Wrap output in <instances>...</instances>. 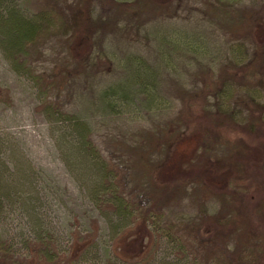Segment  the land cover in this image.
I'll return each instance as SVG.
<instances>
[{
    "label": "rangeland",
    "instance_id": "374dc122",
    "mask_svg": "<svg viewBox=\"0 0 264 264\" xmlns=\"http://www.w3.org/2000/svg\"><path fill=\"white\" fill-rule=\"evenodd\" d=\"M88 257L264 264V0H0V264Z\"/></svg>",
    "mask_w": 264,
    "mask_h": 264
},
{
    "label": "trees",
    "instance_id": "16d2710c",
    "mask_svg": "<svg viewBox=\"0 0 264 264\" xmlns=\"http://www.w3.org/2000/svg\"><path fill=\"white\" fill-rule=\"evenodd\" d=\"M23 24L24 25H22L21 22L20 23L18 22V25H16L13 28H9V29H8V27L6 28L7 38L10 39L9 40V43L10 44H13V43L14 44H20L19 43L20 36H22V37L23 36H29L28 32L31 31V26H29L25 22ZM18 46H20V45H18ZM132 61L133 60H130L131 63H132ZM149 73H151V72L149 70H147L144 73V75H145V77L147 79L151 80L152 78L150 77V74ZM135 82H136V79L131 80V83H135ZM121 97H123V96H121ZM123 100H125V99H123ZM180 129H181V127H177V125H175L174 122H170V123H163L162 125H160L158 132H156V133L150 132V133H151V136L152 137H154L155 139H158L157 140V148H161L162 146H164V143L166 142V141H163L164 134L167 133L168 131H171V130L180 131ZM72 148H73V150L75 152V156L76 155L78 156L77 159H78V161L80 163H81L82 159L88 158L89 161L91 162V163H89L91 165V167L93 169L97 170L98 174L100 175L101 179L98 182L99 185H97V187H96V189L99 190V192L97 194V197L99 196L100 193L103 194V193H105L108 190H112L110 186L109 187L106 186L107 179H108L106 167L103 164H101V163H95L94 164V162H93V160L91 158H89L88 156L85 157L87 153L83 149H80L78 146H75V147H72ZM140 160L144 163V158H142ZM80 163H78V164L80 165ZM131 163H134V162H131ZM152 164H153V162L149 161V164L148 165H152ZM138 165H141V164H135V166L133 168H131L130 170L138 169L139 168ZM132 173L136 177L140 176V171H138V170H136L135 172L132 171ZM145 182L146 181H144V183ZM158 190L159 189H155L152 186L150 187V191L152 193H156ZM166 192L167 193L165 195V201L168 204H171L175 200L176 195L173 194V193L171 194L170 189H168ZM181 196L184 197V192L183 191H181ZM109 199H110L109 200V203L112 205V207L114 208V210H115V212L117 214H119L125 220L126 219H131V217L133 216V212H132V208H131L130 205H128L127 203L123 202L121 198H119V197H117V196H115L113 194L109 197ZM158 202H159V199H157V203ZM154 204H155V202H153V205ZM200 232H201V230H200ZM156 234H158V235H166L169 238L174 239V241L176 242V245L174 247V250L176 252H181V253H184L185 252L182 244L176 238V234H175L174 230H172L171 228H169L167 225L163 224V227L162 226H158V229L156 231ZM138 254L139 253H135L134 254V258H137ZM94 260H96V259L94 258ZM86 262H87V264H101V263H99L100 262L99 260H96V261H93L92 262L91 259H90V257H88L86 259Z\"/></svg>",
    "mask_w": 264,
    "mask_h": 264
}]
</instances>
